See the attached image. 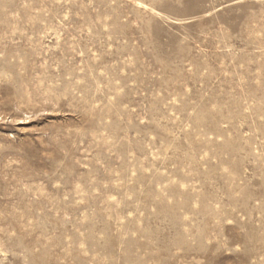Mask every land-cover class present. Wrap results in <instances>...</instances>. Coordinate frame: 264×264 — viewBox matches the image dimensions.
<instances>
[{"label":"rangeland","instance_id":"1","mask_svg":"<svg viewBox=\"0 0 264 264\" xmlns=\"http://www.w3.org/2000/svg\"><path fill=\"white\" fill-rule=\"evenodd\" d=\"M0 264H264V0H0Z\"/></svg>","mask_w":264,"mask_h":264}]
</instances>
